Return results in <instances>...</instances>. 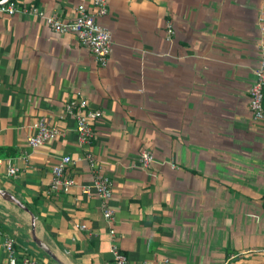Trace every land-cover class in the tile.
I'll return each instance as SVG.
<instances>
[{
	"label": "crops",
	"instance_id": "0c3cea01",
	"mask_svg": "<svg viewBox=\"0 0 264 264\" xmlns=\"http://www.w3.org/2000/svg\"><path fill=\"white\" fill-rule=\"evenodd\" d=\"M12 1L61 19L90 5ZM263 6L108 0L99 20L112 37L105 68L74 36L30 15H0V264L5 238L45 264H108L111 243L129 264H264V123L248 108ZM77 97L102 114L89 148L78 146L64 110ZM39 117L60 133L32 149L28 126ZM86 150L110 179V221L93 190H82L92 182ZM143 150L154 157L147 169ZM64 155L75 186L49 194Z\"/></svg>",
	"mask_w": 264,
	"mask_h": 264
},
{
	"label": "built area",
	"instance_id": "2783aa9c",
	"mask_svg": "<svg viewBox=\"0 0 264 264\" xmlns=\"http://www.w3.org/2000/svg\"><path fill=\"white\" fill-rule=\"evenodd\" d=\"M89 2V6L85 3L78 4L71 19H61L55 14L45 13L36 6L24 8L15 2L9 1L0 5V15L12 16L17 13L30 15L41 20L46 28L55 34L74 36L80 46L88 49L95 64L99 68H105L111 55L112 37L111 33L100 24L99 20L107 13L108 0H89ZM257 23L261 35L260 55L258 66L254 70L255 78L248 90V108L253 122L261 124L264 123V6L258 13ZM166 29L167 38H169L173 33L172 26L167 24ZM64 110L75 118L78 146L89 148L95 137V123L101 119V112L89 108L83 97H77L69 101ZM28 130L26 143L32 149L38 148L46 141L55 139L60 133L43 117H39L31 123ZM84 158L91 171L92 182L90 186L82 187V190L85 194L93 190L94 194L101 200L104 219L110 221L113 215L111 208L108 206V201L112 196L110 179L96 166L93 154L90 151H85ZM153 161L154 157L151 152L143 150L139 153L138 164L141 168L147 169ZM1 164L2 159H0ZM70 164V156L64 155L52 167L51 181L48 187L49 194H67L75 186L74 178L69 172ZM7 171L10 175H14L17 169L9 167ZM78 227L81 230H87L84 225ZM113 235L114 230H109L110 238ZM110 247L112 260L108 264H129L127 257L117 245L111 243ZM3 248L7 255L8 264H45L29 254L18 255L16 243L11 238L4 239Z\"/></svg>",
	"mask_w": 264,
	"mask_h": 264
},
{
	"label": "water",
	"instance_id": "95a60500",
	"mask_svg": "<svg viewBox=\"0 0 264 264\" xmlns=\"http://www.w3.org/2000/svg\"><path fill=\"white\" fill-rule=\"evenodd\" d=\"M7 2V0H1L0 1V5H3V4H5ZM28 212V211H27ZM30 217H31V219H32V215L30 214ZM39 244V246H40V248L48 255V256H50L51 258H54L53 257V255L49 252V250L46 248V247H44L43 246V244L42 243H38Z\"/></svg>",
	"mask_w": 264,
	"mask_h": 264
},
{
	"label": "trees",
	"instance_id": "16d2710c",
	"mask_svg": "<svg viewBox=\"0 0 264 264\" xmlns=\"http://www.w3.org/2000/svg\"><path fill=\"white\" fill-rule=\"evenodd\" d=\"M9 2H13L12 0H9ZM263 102H264V97H263Z\"/></svg>",
	"mask_w": 264,
	"mask_h": 264
}]
</instances>
